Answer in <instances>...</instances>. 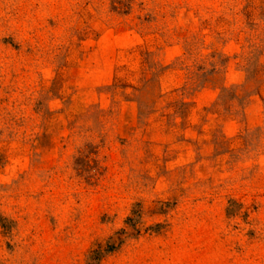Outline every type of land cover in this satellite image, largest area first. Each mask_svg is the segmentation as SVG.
<instances>
[{
	"label": "rangeland",
	"instance_id": "1",
	"mask_svg": "<svg viewBox=\"0 0 264 264\" xmlns=\"http://www.w3.org/2000/svg\"><path fill=\"white\" fill-rule=\"evenodd\" d=\"M0 264H264V0H0Z\"/></svg>",
	"mask_w": 264,
	"mask_h": 264
}]
</instances>
